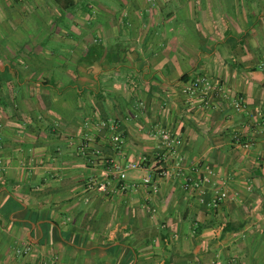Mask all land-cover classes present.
I'll return each instance as SVG.
<instances>
[{
	"label": "crops",
	"instance_id": "1",
	"mask_svg": "<svg viewBox=\"0 0 264 264\" xmlns=\"http://www.w3.org/2000/svg\"><path fill=\"white\" fill-rule=\"evenodd\" d=\"M263 64L264 0H0V264H264Z\"/></svg>",
	"mask_w": 264,
	"mask_h": 264
},
{
	"label": "built area",
	"instance_id": "2",
	"mask_svg": "<svg viewBox=\"0 0 264 264\" xmlns=\"http://www.w3.org/2000/svg\"><path fill=\"white\" fill-rule=\"evenodd\" d=\"M262 69H264V64L260 65ZM183 93L189 98V99H195L200 102L201 106L206 109H212L217 105V95L219 96L222 94L220 86H218L211 78H208L206 76H199L196 78H193L189 80L183 90ZM223 95V94H222ZM223 97V96H222ZM232 108L235 112H240L243 108V105L240 100H233L232 102ZM262 134L264 135V126L261 127ZM236 142L241 144V147L248 148V143H242L240 140V136H235ZM111 141L116 145V147L120 145L119 141V135L113 134L111 136ZM160 141L162 146L166 150L165 154V163L158 169L154 171V174L156 173L159 177H166L169 175L170 171H175L176 173H179L181 170L180 162L178 159V151L182 147L183 142L181 139H179L177 136H175L170 131H163L160 133ZM117 147V149H119ZM83 153H86L88 150V146H83L82 148ZM142 166L136 163L128 162L127 164H119V163H113L111 167L108 169V173H110L109 176H112L119 182V190H127L129 187V184L127 182V171L129 170H136L141 168ZM197 168V166H196ZM200 169V168H198ZM203 172L205 174V177L203 179L204 183H211V179L214 177L213 171L208 167L205 166L203 169ZM107 175V176H108ZM106 176V175H104ZM153 175L147 173L145 176L141 178L140 184H133L132 188L133 190L139 189L141 186L143 188H152L153 190L156 189V185L153 182L152 179ZM95 187H98L99 190L105 191V185L102 183L96 184L93 182H90L88 184L89 189H93ZM194 187L197 188L198 184H194ZM226 197V193L221 190L220 188L214 187L213 188V198L211 201L212 206H217L219 203H221ZM29 251V248L26 247L22 251V253L27 254Z\"/></svg>",
	"mask_w": 264,
	"mask_h": 264
}]
</instances>
